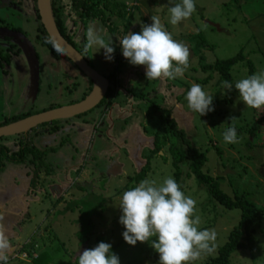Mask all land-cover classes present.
Here are the masks:
<instances>
[{
	"label": "rangeland",
	"instance_id": "374dc122",
	"mask_svg": "<svg viewBox=\"0 0 264 264\" xmlns=\"http://www.w3.org/2000/svg\"><path fill=\"white\" fill-rule=\"evenodd\" d=\"M92 1H97L101 7H105V16L110 21L108 24L111 28H115V33L111 35L99 21L80 20L77 18L70 8V0H54L55 8L59 11L57 15L63 24L65 35L80 49L81 53L88 57L90 65L97 73L109 75L112 72L117 78V84L121 91L124 92L123 88L129 87L132 81V88L136 94L148 95L147 97L143 96V100L130 98L132 103L127 105L123 102L124 97H121V102H114L112 109L106 114L101 110L92 111L96 112L91 116L88 114L87 120L89 122L93 121L96 116L98 118L102 112L104 121L114 124V127H110V130L106 132L107 135H105L110 142L102 137L96 141L93 150L95 151V156H98L99 150L107 146L110 147L108 149L113 155L109 157V161L112 162V165L117 164V167L113 168L114 170L116 168L118 170L120 167L116 175L109 177V183L104 185V182H101L102 188H96L94 192L91 190L87 193L88 195L92 193L102 195L105 199V203L101 205L104 207V211L98 210L100 218L93 219L94 230L92 236L89 237L87 235L83 242L78 239L77 233L81 231V225L73 223L78 218L77 211L68 213L62 218H56V212L63 210L69 202L78 199L77 197L81 195L78 191L82 186L89 187V184L92 186V184L100 181L98 173L104 174L107 167H103V164H108L106 154L98 156L95 161L97 164L102 165L100 169L89 167L90 173L83 174V176H80L81 173H77V176L72 179L68 178L69 181L52 177L56 176L59 170L58 165L55 167L51 166V174L50 172L45 174L44 171H40L35 185L38 188L36 203L30 204L29 208L32 219L29 220L30 223L24 221V234L29 232L30 227H34V229L38 228V230L46 231L50 235L49 241L51 245L48 248L45 245L40 246L37 253L48 252L52 264H77V256L85 249L94 248L100 242L111 245L110 251L119 257L120 264H159V254L150 246V242H137L132 246L123 240L122 233L124 228L118 222L121 215L118 204L123 192L129 190L133 185V182H130L132 176L142 169L143 163L149 156V149L152 150L153 148V136L155 134L164 136L163 126L160 127L155 117L153 106L150 105L155 100V104L161 108L171 110L172 119L177 127L184 131L191 146L205 153L207 162L202 170L214 179L220 178L219 189L230 198L235 196L244 197L255 208L261 210L256 222L248 228V233L243 234L242 242L245 249L237 250L231 254L229 258L230 264H264V123L257 131L254 127L256 119L264 115V108L259 110L250 109L239 100V93L235 89L234 84L236 81L246 78L247 69L244 63H239L232 68L233 88L231 91H227L219 82L217 74L202 73L199 70V54L194 51L196 35L201 34L209 46L200 51L206 64H213L216 60L232 58L242 52L245 59L253 64L255 73L264 71V0H195L196 11L188 20L175 26L169 23L168 0ZM177 2L179 0H172L173 4ZM4 3L5 6H8V8L6 7L7 9L2 7ZM0 4H3L0 5V17H2L1 13L4 11H8V14L12 12L14 21H17L22 26L25 33L27 32L26 37L31 42L30 44L33 47L31 48L36 53H42L43 50L38 45H35L34 42L35 40L39 44L37 37L35 38L31 33L34 28L32 21L26 20L23 16L26 13L23 12L24 9L32 12L35 10L34 1L24 0L20 5L16 0H0ZM116 4H121L125 7V13L122 17L119 16L118 12L114 14L112 10ZM31 15L36 17L35 13ZM152 15H156L161 19L162 24L172 33L175 40L181 41L188 46L190 67L184 72L182 77L174 80L157 79L158 84L156 82L154 85L148 84L146 87L143 82L144 79L146 80L144 67L129 64L122 56L119 39L128 32H140L142 24H151ZM21 16L24 17L25 22H23V19H17ZM92 23L95 24L98 30L102 29L101 35L106 40L111 37L113 42L111 46L115 49L113 53L115 59L113 58L112 61L105 59L103 49L98 50L94 47L87 52L84 51L87 28ZM35 25L38 26V23H35ZM7 41L10 46L12 45L10 51L12 53V48L16 47V45L12 44L10 39H7ZM21 55L22 59L18 58V60H15L17 63L16 68L19 69L21 67L22 69L20 72L11 64L10 67L14 69L12 73L7 75L0 73V122L2 124L6 119L10 120L13 117L21 116L31 111L47 109L53 106L56 101L62 103L65 99H79L82 96L88 85L87 79H84L73 70L72 74L74 76L68 77L69 81L66 82V78L63 77L64 68H60L63 65H59L52 60L53 57L50 54V56L42 54L41 59H38L39 94H37L34 102L30 103L27 100L29 94L26 92L29 82V61L23 51H21ZM244 62L246 63V61ZM23 73L24 80L22 85L25 84V86L21 97H23L24 103L22 105L25 108L20 109L18 112L14 107L17 106V97L20 93L18 76ZM8 75L10 76L7 77ZM209 75L211 80L207 83H202V80ZM59 82L62 83V86L68 84V88L73 92L68 97L64 96L65 99L55 97L60 94L59 90L61 88L56 91ZM6 83L9 87L8 96H10L11 92L12 96L10 98H13L11 104L6 102L4 98L7 96L4 93ZM77 83L80 84L79 87H76ZM193 83L202 85L206 92L213 95L214 110L204 116H199L198 113L191 111L187 107L185 97ZM46 84L49 85L46 87ZM73 85L75 87H72ZM52 88L54 89L53 91ZM152 88H155V90ZM150 89L152 90L149 91ZM47 90L50 92H47ZM153 92H156V94L154 95ZM116 108L120 110L113 112ZM130 110L131 113H129ZM108 114L110 119H108ZM231 117H235V119L231 120ZM125 120V125L119 124V122ZM66 121L68 122L66 123ZM66 121H62L58 125L59 130L56 132H51L50 128L48 129L50 134H54L55 141H60L62 137L66 139L63 144L65 148L60 150V152H67V149L73 150L80 146V141L76 140L75 142L73 136H75V129L77 127L80 128L83 120L74 118ZM232 125L236 128L240 142L226 144L223 141L222 133L227 127ZM103 129L104 126L102 125L97 131L103 134ZM251 130L256 132L253 136L250 134ZM137 131L140 133L139 140L133 137L136 136ZM41 132L39 134H42ZM126 134H129L130 137L123 142L122 138ZM89 137L90 135L84 138L87 141ZM132 138L136 142H141V149L132 144ZM39 139L43 141L41 135ZM23 140L29 143L28 140L30 139L24 138ZM18 141V138L11 137L1 143L5 146H10V152H15L18 149ZM51 145L52 143L49 144V146ZM45 148L46 150H51L47 145ZM162 154V158L160 156L149 158L150 171L145 178L155 180L158 184L166 177L171 176L173 178L167 146L162 149ZM50 158L54 161L52 157ZM165 161L167 162L165 163ZM24 169L21 165L6 164L0 172V205L7 211L2 217L3 220L0 219V226L3 227L5 234L17 228L15 225L17 224V213L22 204L21 198L29 188V178L26 174H23ZM188 174V165L185 164L182 167V177L179 185L186 195L191 196L197 202L196 214L201 218L199 227L201 230L215 229L217 233L215 251L193 262V264H207L211 258L216 256L217 250L225 243L228 233L238 224L240 214L237 210L227 211L216 204L208 194L206 187L198 185L192 176L187 177ZM104 175L107 176L106 173ZM23 202L26 206L29 201L25 199ZM83 214L84 217H88V209ZM23 220H26V218H22L20 225ZM27 224H30V226L27 227ZM21 236L24 242L26 237L23 236V232ZM36 239L37 236L35 235L32 241L34 242ZM151 239L154 240L155 237ZM30 245L34 246L33 243H30ZM28 257L32 258V255ZM12 264L32 263H21L18 259H15Z\"/></svg>",
	"mask_w": 264,
	"mask_h": 264
},
{
	"label": "clouds",
	"instance_id": "9594fccd",
	"mask_svg": "<svg viewBox=\"0 0 264 264\" xmlns=\"http://www.w3.org/2000/svg\"><path fill=\"white\" fill-rule=\"evenodd\" d=\"M169 23L173 26L188 20L196 11L195 0H168ZM164 7V6H161ZM92 23L87 28L84 51L103 49L104 57L113 60L115 51L112 39L107 40ZM50 42V41H46ZM122 56L133 66H143L147 80H174L182 77L190 67L188 46L173 38L161 19L151 16V24H142L138 33L128 32L119 39ZM97 50V51H98ZM96 51V52H97ZM222 87L231 91L233 84L222 81ZM235 89L247 108H264V71L257 72L235 82ZM187 107L204 116L214 110L213 95L202 85L193 83L185 97ZM231 120L235 117H231ZM226 144L239 143L234 125L222 133ZM196 200L186 195L171 176L157 183L144 179L138 185L123 192L118 207L119 223L123 226V240L134 246L137 242H150L159 254V264H193L216 249L215 229H200L201 218L196 214ZM155 237L154 240L151 238ZM11 250L8 236L0 226V262L8 264L7 253ZM109 243L100 242L85 249L77 256V264H120Z\"/></svg>",
	"mask_w": 264,
	"mask_h": 264
},
{
	"label": "trees",
	"instance_id": "16d2710c",
	"mask_svg": "<svg viewBox=\"0 0 264 264\" xmlns=\"http://www.w3.org/2000/svg\"><path fill=\"white\" fill-rule=\"evenodd\" d=\"M72 6L76 11V14L79 16L80 19H88V20H96L99 21L102 25H104L108 32L113 35L115 33V28H111L110 25H107L109 19L105 16L104 10L105 7H101L99 2H94L92 0H72ZM52 7V15L55 21V25L59 31V33L64 37L68 43L72 44L69 38L65 35L64 28L62 22L59 20L58 17V10L55 8V3L51 1ZM119 9V10H118ZM115 12H118L119 16L122 17L124 15L125 7L124 5H115L112 9ZM37 21H39L38 15L35 17ZM37 40L41 42L42 46L47 50V52L53 55L56 59H66L68 60L61 52H59L55 46L49 40L47 34L43 30L42 26L39 24V28L37 29ZM50 41V42H46ZM73 46V45H72ZM208 44L206 40L203 38L201 34L196 35V42L194 46V51L199 54V70L202 73H215L218 75L219 82L222 84V81H229L233 83V77L231 75V70L234 66L239 63H244V66L247 69L246 77L255 74L254 66L249 61L246 60L243 56L242 52H239L232 58L223 59V60H216L213 64H206L204 56L200 54V51L203 49L208 48ZM1 54V52H0ZM1 61H4L7 65L9 63L10 56L6 53L1 54ZM69 61V60H68ZM246 61V63L244 62ZM2 62V63H4ZM70 64H72L69 61ZM3 67L2 64H0ZM211 80V76H207L206 79L202 80V83H207ZM91 82H89V87L87 91H90ZM71 91V90H69ZM141 99H143L141 97ZM72 104V103H70ZM61 105H53L48 107L47 109H43L40 111H31L24 115L13 117L10 120H5L1 125H7L11 122H16L18 120L24 119L26 117L39 114L48 110H52L55 108H59ZM153 111L155 112V117L159 122L160 127L164 125L165 127V134L168 135L170 140V147H169V155L172 161V170H173V178L179 184L182 177V166L187 164L188 165V175L192 176L198 183V185L205 186L208 194L212 198V200L221 206L223 209L227 211L237 210L240 214V219L238 224L228 233L227 240L225 243L217 250V254L215 257L211 258L207 264H230L229 258L231 254H233L237 250L245 249L243 244V234L248 233V228L256 222L259 214L261 213L260 209L255 208L251 203H249L244 197H237L230 198L225 193H223L220 189V178L214 179L212 178L207 172H203V167L207 162V158L205 153L200 152L198 149L191 147L189 142L185 140L184 132L182 130H178L176 128L175 122L172 118H170V111L166 109H161L157 104H153ZM58 121L52 122L50 124H45L39 126L37 129H45L50 128L51 132H56L59 129ZM264 123V115L260 118H257L255 121V129L256 131L259 127ZM0 125V126H1ZM163 130V129H162ZM33 132V131H32ZM256 132L253 130L250 131L251 136H253ZM157 136V135H155ZM9 138H0V172L3 170L6 164H14V165H22V164H29L34 166V173L33 178L31 179V186L35 187L37 176L40 173V170L43 169L45 174L50 172L49 168L46 167L44 163V158L46 154L53 150H46L40 151L36 147H34L24 141L23 139H19L18 149L15 152H10L9 149L2 144V141H6ZM167 139V138H165ZM179 140V145L175 142ZM163 145H164V140ZM175 141V142H173ZM248 144H250L248 142ZM162 148V142L158 141V138L155 137L153 139V150L152 154H156ZM164 161V159H163ZM150 163L147 162L146 166L134 174L130 182H133V185L130 187L136 186L140 181L144 180L147 174L150 171ZM129 182V183H130ZM105 203V199L102 195H95L91 194L85 197L80 201H73L69 202L66 207L63 209L61 216L65 213H74L77 211L78 218L74 223H78L81 225V231L77 233L78 239L83 242L85 241L87 235L89 237L92 236L94 225L93 219L100 218V214L98 210L104 211V207L101 206ZM99 207V208H98ZM88 209V217H84L83 212ZM97 240V239H96ZM32 264H52L51 258L47 252H41L32 260ZM57 264V263H56Z\"/></svg>",
	"mask_w": 264,
	"mask_h": 264
},
{
	"label": "crops",
	"instance_id": "0c3cea01",
	"mask_svg": "<svg viewBox=\"0 0 264 264\" xmlns=\"http://www.w3.org/2000/svg\"><path fill=\"white\" fill-rule=\"evenodd\" d=\"M12 64V61H9V63L7 65L3 64V67L0 66V73L3 74H9L12 73L14 69H12V67H9ZM17 71H21V67L19 69L15 68ZM11 75V74H10ZM10 75H8L7 77H9ZM18 76V75H17ZM23 80H24V73L21 76H18V86L20 87V93L17 97V106L14 107L16 108V110L19 112L20 109H24L25 106L22 105L24 103L23 97H21V93L23 91V88L25 86L22 85L23 84ZM8 83V80H7ZM7 83L5 84L6 86H4V93L5 95L8 96V90L9 87L7 86ZM14 85V83H13ZM5 96V101L9 102L10 104L13 102V98H10L12 96L11 92H10V96ZM22 100V102H21ZM120 109L116 108L113 112L115 111H119ZM17 112V113H18ZM130 113V111H129ZM108 119H110L109 114H108ZM2 124V122H0V125ZM110 127H112V123L109 126V130ZM108 130V131H109ZM42 131V134H39V132ZM38 132V134H37ZM92 128L89 125H86L85 123H81L80 124V128L77 127L75 129V136H73V140H76L79 142L80 141V146L76 149H67V152H60V150H62L64 147V142L66 139H64L63 137L61 138L60 141H55V136L54 134H50L48 128L45 129H35L33 130V132H31L30 134H28V136L25 137H16L19 139H30L28 140L29 143H31L34 147H36L38 150L40 151H46L45 146L47 145L48 148H50L51 150H53L52 152H48L46 154V157L44 158V163L46 165L47 168H49V170L51 171V166L55 167V166H59V170L57 171L56 176H52L54 178H57L59 180H68V178L72 179L74 176H77L76 174H80V176H83V174H88L91 172L90 168L95 169L94 168V162H91V160L95 157V151L92 149H90V153L87 154V158L84 157V153L82 151V146H85L87 148V142H86V138L84 137H88L90 135H92ZM96 133H98V139L100 140L102 137V132H98L96 131ZM41 135V139L43 141H41L39 139V136ZM64 135V134H63ZM94 135V133H93ZM107 135V133H106ZM89 137V138H90ZM130 137L129 134H126L123 138L122 141H126L128 140ZM134 138H136L137 140L140 139V133L137 131L136 132V136H133ZM47 138V139H46ZM88 138V139H89ZM134 138L131 139V142L134 146H138L137 148L141 149V142H136L134 140ZM79 139V140H78ZM55 141V142H54ZM52 143L51 146H49V144ZM30 144V145H31ZM137 144V145H136ZM42 146V147H40ZM6 147L9 149V151L11 150V147L6 145ZM85 148V149H86ZM91 148V147H90ZM110 147H106L103 148L102 150H99L97 155L101 156L102 154H106L107 156V163L108 164H103V167H107L104 174L106 173L108 177L114 176L117 174V172L119 171V169L117 170V168L114 170V167H117V164L115 163L114 165H112V162L109 161V157L112 156L113 154L111 153V151L108 149ZM48 151V150H47ZM51 153H53L51 155ZM49 156V157H48ZM52 157L54 159V161L51 160ZM145 163V162H144ZM143 163V164H144ZM21 166H23L24 172L23 174H26L27 177L29 178V188L26 191V193L23 194V196L25 197L26 200H28L29 202H27V205L25 206L23 203V201L25 200L24 197L22 196V204L21 207L17 213V224L15 225V227L17 226L16 229H13L11 231H9L8 233H6V235L8 236L9 242L11 244V250L7 253L8 255V264H12L14 262L15 259H18L21 263H32V260L37 257L38 253L37 250L40 249V246L45 245V247L48 248V246L51 245V242L49 241V237L50 235L45 232H42V230H38V228L34 229V227H30V230L27 234H24L23 231V223L24 221H26L27 223H30L29 220H31V212H29V208H30V204L32 203H36V194H37V187H32L31 186V179L33 178V173H34V166H31L29 164H22ZM40 171H43V169H41ZM97 173V172H96ZM51 174V172H50ZM104 174L98 173V177L100 178V181L98 183L92 184V186L86 187V186H82V188L79 189V193H81L80 196H78V199H75L73 201H80L82 199H84L85 197L88 196L87 193H89L91 190H93V192L95 191L96 188H102L100 183L104 182V180H106L108 177L105 176ZM77 183V182H76ZM109 183V178L106 181L105 185ZM74 187V185H72ZM105 189V188H104ZM101 191V190H100ZM103 192V190H102ZM105 192V190H104ZM87 194V195H86ZM93 194V193H92ZM72 201V202H73ZM63 210H60L59 212H56V218H62L61 214H59L60 212H62ZM7 213V211L5 210V208L3 206L0 205V219L3 220L2 217H4V215ZM68 213H65L63 216H65ZM26 218V220H23L21 225H20V221L22 220V218ZM19 219V220H18ZM74 223V222H73ZM75 224V223H74ZM27 227L30 226V224L26 225ZM54 226V225H53ZM48 227V226H47ZM46 227V228H47ZM55 227V226H54ZM45 228V230H47ZM26 230V228H25ZM23 232V236L26 237V240L23 242V238L21 236ZM44 233H46V235H44ZM35 235L37 236V239L33 242L32 240H34ZM39 236V237H38ZM33 237V238H32ZM30 243L34 244V246H31ZM22 244V245H21ZM30 246H29V245ZM31 248V249H29ZM26 252L27 255H32L31 257H28L27 259L24 260H20L19 257H17V255L19 254V252ZM48 253V252H47ZM0 264H3V262H0Z\"/></svg>",
	"mask_w": 264,
	"mask_h": 264
},
{
	"label": "water",
	"instance_id": "95a60500",
	"mask_svg": "<svg viewBox=\"0 0 264 264\" xmlns=\"http://www.w3.org/2000/svg\"><path fill=\"white\" fill-rule=\"evenodd\" d=\"M52 0H35L39 23L47 34L51 43L61 52L72 65L89 81L92 82V90L83 100L71 105L61 106L39 114H35L16 122L0 126V138L25 137L39 126L55 121L74 119L94 109L104 97L108 83L107 80L88 65L83 56L74 49L58 32L52 15ZM217 28V26L215 25ZM0 36L11 40L29 61V82L26 88L27 100L34 102L39 89V62L36 52L28 40L20 33L8 29H0ZM32 47V48H31ZM34 50V51H33ZM153 144V143H152ZM153 147V145H152Z\"/></svg>",
	"mask_w": 264,
	"mask_h": 264
},
{
	"label": "flooded vegetation",
	"instance_id": "af4514ba",
	"mask_svg": "<svg viewBox=\"0 0 264 264\" xmlns=\"http://www.w3.org/2000/svg\"><path fill=\"white\" fill-rule=\"evenodd\" d=\"M16 1H18V3H20V5L22 4V2L24 1V0H16ZM34 1V9H35V11H36V7H35V0H33ZM54 1V0H53ZM55 3V2H54ZM70 8H71V10L73 11V13L77 16V18H79V16L76 14V11L74 10V7L72 6V0H70ZM0 5H3V4H0ZM3 8H8V6H5V3H4V5L2 6ZM6 8V9H7ZM25 10V9H24ZM23 10V12H26V13H24L23 14V16L26 18V20H30V21H32V23H33V26H34V28L32 29V31H31V33L35 36V38L37 37L36 35H37V27L39 26V21H37V19L33 16L32 17V15L31 14H33V12L31 11V10H25L24 11ZM35 13V12H34ZM2 14V17H0V29H8V30H11V31H15V32H17V33H20V34H22L27 40H28V42L29 43H31L30 41H29V39L26 37V33L24 32V30L22 29V26L21 25H19V23L17 22V21H14V18L12 17L13 15H12V12H10L9 14H8V11H4V12H2L1 13ZM21 14V13H20ZM36 15H38L37 14V12L35 13ZM23 16H21L20 18H17L18 20H20V19H23V22H25L24 21V17ZM23 17V18H22ZM80 19V18H79ZM109 19V18H108ZM80 20H83V19H80ZM89 21H94V20H89ZM110 22V21H109ZM35 23H38V26H36L35 25ZM54 23H55V21H54ZM18 25V26H17ZM107 25H109L108 23H107ZM104 26V25H103ZM105 27V26H104ZM57 28V27H56ZM106 28V27H105ZM58 30V29H57ZM108 31V30H107ZM59 32V31H58ZM61 35V34H60ZM62 36V35H61ZM64 38V37H63ZM67 41V40H66ZM71 41V43L72 44H70L74 49H76L82 56H83V58L85 59V61L88 63V65L90 66V67H92L91 65H90V62L88 61V57L85 55V54H83V53H81L80 52V49H78L77 48V46L72 42V40H70ZM34 42H35V45H38L39 47H40V49H42L43 51H42V53H36V55H37V57H38V59L40 60L41 59V55L42 54H46V55H49V53L47 52V50L42 46V44H41V42H39V44L38 43H36V41L34 40ZM68 42V41H67ZM12 46V45H11ZM11 46H10V43L7 41V38H3L2 39V37L0 36V52H1V54H4V53H6V54H8L9 56H10V58H9V61H12V64H13V66L16 68V62H15V60H18V58H21L22 59V55H21V50L19 49V48H17V47H13L12 48V50H13V52L11 53L10 51H11ZM48 53V54H47ZM0 54V64H5V62L4 61H1V55ZM51 55V54H50ZM49 55V56H50ZM52 57H53V59L52 60H54V61H56V63H58L59 65L61 64V65H63V66H60V68H64V74H63V77H65L66 78V82H68L69 81V78L68 77H73L74 75L72 74L73 73V70H75L77 73H79V75H81V77H83L84 79H86L72 64H70L69 63V61L68 60H66V59H56L53 55H51ZM115 59V58H114ZM2 62H4V63H2ZM63 63V64H62ZM118 65V64H117ZM1 66V65H0ZM10 67V66H9ZM73 68V69H72ZM93 68V67H92ZM94 69V68H93ZM63 70V69H62ZM55 73H56V71H55ZM100 75H102L106 80H107V83H108V87H107V90H106V93H105V95H104V97L102 98V100L100 101V103L98 104V106H96L94 109H92L91 111H89V112H87V113H85V114H83V115H80V116H78V117H76L75 119H82L83 120V123H85L86 125H89V126H91V128H92V132L94 133V135H93V133H92V135H91V137L86 141L87 142V148L85 147V146H82V151H83V153H84V157L85 158H87V154H89L90 153V149H92V147L93 146H95V143H96V141L98 140V133H96V131L103 125L104 126V129H103V131H104V133L102 134V136H104V138H105V140L106 141H109L108 139H107V137H105V135H106V132L109 130V126H110V124L107 122V121H104V116H103V113L101 112V114H100V116L97 118V116L95 117V119L93 120V121H91V122H89L88 120H87V117H89V116H91V115H94V113L96 112H92V111H94V110H97V111H103V112H105V114L109 111V110H111L112 109V106H113V103L114 102H121V97H124V99H123V102H124V104L125 105H127V104H131L132 103V101L130 100V98H133L134 100H143V99H141V97H147V95L148 94H145V95H141L140 93H137L136 94V92L133 90V88H132V81L130 82V86L128 87H124L123 88V90H124V92L123 91H121V89H120V87H119V85L117 84V78L115 77V75H113V73L111 72V74H109V75H107V74H100ZM77 79H78V77H77ZM87 81V83H88V85L86 86V89H85V91H83V93H82V96L78 99H69V100H67V99H65V97L64 96H69V95H71L73 92H71V91H69L70 90V88H68V84H66V85H64V86H62V83H58V86H57V89H56V91L57 90H59L60 88H61V90H59L60 91V94H57L55 97L56 98H64L65 99V101H63L62 103H59L60 101H56V102H54L53 103V105H61V106H65V105H71L70 103H72V104H74V103H76L77 101H80V100H83L85 97H87V95L90 93V91L92 90V82L91 81H89L88 79L86 80ZM89 82H91V88H90V91H87L88 90V87H89ZM143 82H144V84L146 85V87H147V85L148 84H152V85H154L156 82H157V80H143ZM72 83H74V82H72ZM157 84H158V82H157ZM49 84H46V87L48 86ZM80 86V84L79 83H77V85H76V87H79ZM55 87V86H54ZM72 87H75V85H73ZM152 89H154L155 90V88H152ZM152 89H150L149 91H151ZM54 89L52 88V91H53ZM117 91H119V92H117ZM47 92H50L49 90H47ZM119 93H121L120 95H119ZM38 94H39V89H38ZM140 94V95H139ZM153 94L155 95L156 94V92H153ZM118 96V97H117ZM149 97V96H148ZM64 103V104H63ZM156 102H155V100H154V102H151L150 103V105L152 106L153 104H155ZM60 106V107H61ZM160 107V106H159ZM161 108V107H160ZM161 109H165V108H161ZM166 110H169L170 111V118H172V116H171V110L170 109H166ZM99 113V112H98ZM130 113H131V110H130ZM88 114H90L89 116H88ZM102 117V118H101ZM97 118V119H96ZM63 122H65V121H63ZM68 121H66V123H67ZM62 123V121H60V123H58V125L59 124H61ZM125 123H126V120L125 121H123V122H119V124H121V125H125ZM112 127H114V124L112 123ZM175 125H176V123H175ZM176 128L178 129V130H182V129H180V128H178L177 127V125H176ZM162 129H163V134H164V136H159L158 134H155V135H157V136H153V139H155V137H157L158 138V141L159 142H162V148H161V150L160 151H158L156 154H152V153H150V152H152V150H153V148H152V150L151 149H149V156L147 157V159H146V161H145V163L143 164V167H142V169L146 166V164H147V162L149 161V163H150V157H154V156H160L161 158L163 157V154H162V149H164L166 146H167V153H168V156H169V158H170V155H169V147H170V140H173V139H169L168 138V135H166L165 133V127H164V125H163V127H162ZM59 130V129H58ZM183 131V130H182ZM184 132V131H183ZM184 136H185V140H187L188 142H189V144L191 145V143H190V141L187 139V137H186V135H185V133H184ZM165 138H167V139H165ZM162 139L164 140V145H163V141H162ZM110 142V141H109ZM173 142H175V141H173ZM176 144H178L179 145V140L178 141H176L175 142ZM91 147V148H90ZM192 147V146H191ZM86 148V149H85ZM194 148V147H193ZM196 149V148H195ZM98 158V156H95L93 159H92V162H94V168L95 169H100L101 168V166L102 165H100V164H97L95 161H96V159ZM166 160H167V157H166ZM121 161V160H120ZM168 161V160H167ZM167 161H165V163L167 162ZM170 163H171V168H172V161H171V158H170ZM184 166V165H183ZM182 166V167H183ZM150 167V166H149ZM142 169H140V170H142ZM139 172V171H138ZM108 177V176H107ZM109 178V177H108ZM108 178L106 179V180H104V185H105V183H106V181L108 180Z\"/></svg>",
	"mask_w": 264,
	"mask_h": 264
},
{
	"label": "built area",
	"instance_id": "2783aa9c",
	"mask_svg": "<svg viewBox=\"0 0 264 264\" xmlns=\"http://www.w3.org/2000/svg\"><path fill=\"white\" fill-rule=\"evenodd\" d=\"M17 257H19L20 260H24V259H27L28 258V255L26 252H22V253H19L17 255Z\"/></svg>",
	"mask_w": 264,
	"mask_h": 264
}]
</instances>
